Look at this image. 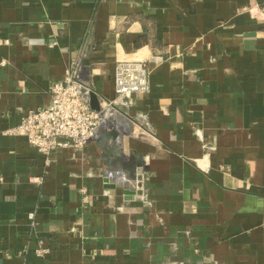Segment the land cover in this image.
Returning a JSON list of instances; mask_svg holds the SVG:
<instances>
[{
  "label": "crops",
  "instance_id": "crops-1",
  "mask_svg": "<svg viewBox=\"0 0 264 264\" xmlns=\"http://www.w3.org/2000/svg\"><path fill=\"white\" fill-rule=\"evenodd\" d=\"M76 56L110 128L46 159L8 130ZM0 264H264V0H0Z\"/></svg>",
  "mask_w": 264,
  "mask_h": 264
},
{
  "label": "built area",
  "instance_id": "built-area-1",
  "mask_svg": "<svg viewBox=\"0 0 264 264\" xmlns=\"http://www.w3.org/2000/svg\"><path fill=\"white\" fill-rule=\"evenodd\" d=\"M87 76L82 57L71 58L61 79L50 87L49 103L30 110L8 132L24 136L46 159L57 148H82L96 140L100 130L110 127L104 107L94 110L89 105ZM148 77L149 69L143 61L119 59L113 73L115 92L123 97L145 94L149 90ZM111 104L108 102L107 106Z\"/></svg>",
  "mask_w": 264,
  "mask_h": 264
},
{
  "label": "water",
  "instance_id": "water-1",
  "mask_svg": "<svg viewBox=\"0 0 264 264\" xmlns=\"http://www.w3.org/2000/svg\"><path fill=\"white\" fill-rule=\"evenodd\" d=\"M89 105L94 110H99L100 100L98 95L94 91H89ZM108 136L112 138L113 141L119 140V133L115 130H110L106 133ZM142 163L137 162L135 170L132 174H126L124 171L120 170H110L105 172V180L107 184H105L108 188H115L117 186H122L123 194L126 196L125 198H130L133 195H136L137 198H144L147 196V190L143 189V185L141 182V176L143 172Z\"/></svg>",
  "mask_w": 264,
  "mask_h": 264
}]
</instances>
